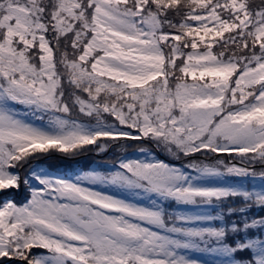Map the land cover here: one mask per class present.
<instances>
[{
    "label": "snow or ice",
    "instance_id": "snow-or-ice-1",
    "mask_svg": "<svg viewBox=\"0 0 264 264\" xmlns=\"http://www.w3.org/2000/svg\"><path fill=\"white\" fill-rule=\"evenodd\" d=\"M129 142L180 163H30ZM255 180L264 0H0V264H264Z\"/></svg>",
    "mask_w": 264,
    "mask_h": 264
},
{
    "label": "rangeland",
    "instance_id": "rangeland-1",
    "mask_svg": "<svg viewBox=\"0 0 264 264\" xmlns=\"http://www.w3.org/2000/svg\"><path fill=\"white\" fill-rule=\"evenodd\" d=\"M140 147L151 148L152 152L158 155L154 146H151L150 144L129 142L123 146V151H121L119 145H114L111 147V149L109 148L110 150L108 149L107 151L102 153L97 152L93 148H89L87 151H84L76 156H69L58 152H52L51 154L41 156L30 163L33 164L37 170L42 168L45 169L50 174L63 176L65 178H73L76 175H80L82 172H86V171L96 170V171L107 172V171L115 170V164L117 161L116 159L119 157H126L130 159H136V158L143 159L144 154L139 152L138 150ZM159 158L161 157L159 156ZM167 158L171 160L170 157ZM195 158L200 159L201 157L199 156V154H197ZM172 161H173L172 163H177V164L180 163V161H175V160ZM87 163H91V167L83 168L82 166H84V164ZM29 170H30L29 166L26 165L23 169H21L22 175L25 176L28 175ZM232 182H238V181H236L233 178ZM249 182L254 184L258 188L264 186V182L259 180L249 181ZM10 195H13L17 202H21L20 200L22 198H23L22 202L28 198L27 197L26 199H24V196L25 197L28 196V193L26 192L23 185L21 186V189L19 191L11 193ZM141 202L147 203V201H141ZM170 205L171 206L169 207L171 208H179V206L175 205L174 203ZM184 210H191V209H184ZM192 255L193 258L206 261L207 264H214V262L219 259L218 257L210 254L193 253Z\"/></svg>",
    "mask_w": 264,
    "mask_h": 264
},
{
    "label": "trees",
    "instance_id": "trees-1",
    "mask_svg": "<svg viewBox=\"0 0 264 264\" xmlns=\"http://www.w3.org/2000/svg\"><path fill=\"white\" fill-rule=\"evenodd\" d=\"M117 158V157H116ZM116 158H113V159H116ZM117 160V159H116ZM83 168H85V167H91V163H87V164H84V166H82ZM82 167H80V168H82ZM65 173V172H64ZM170 204H172V203H170ZM168 205V207L169 206H171V205ZM171 208V207H170ZM248 215H250V216H264V209H256V208H254V209H252V211L250 212V213H248ZM232 238H230V240H231ZM238 256L239 255H248V253H238L237 254Z\"/></svg>",
    "mask_w": 264,
    "mask_h": 264
}]
</instances>
